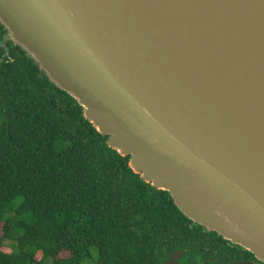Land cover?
<instances>
[{
    "label": "water",
    "instance_id": "obj_1",
    "mask_svg": "<svg viewBox=\"0 0 264 264\" xmlns=\"http://www.w3.org/2000/svg\"><path fill=\"white\" fill-rule=\"evenodd\" d=\"M0 24L135 174L264 263V0H0Z\"/></svg>",
    "mask_w": 264,
    "mask_h": 264
},
{
    "label": "trees",
    "instance_id": "obj_2",
    "mask_svg": "<svg viewBox=\"0 0 264 264\" xmlns=\"http://www.w3.org/2000/svg\"><path fill=\"white\" fill-rule=\"evenodd\" d=\"M0 231V264H197L208 242L1 24Z\"/></svg>",
    "mask_w": 264,
    "mask_h": 264
},
{
    "label": "flooded vegetation",
    "instance_id": "obj_3",
    "mask_svg": "<svg viewBox=\"0 0 264 264\" xmlns=\"http://www.w3.org/2000/svg\"><path fill=\"white\" fill-rule=\"evenodd\" d=\"M208 238L197 264H264L243 247L223 239L215 232H203Z\"/></svg>",
    "mask_w": 264,
    "mask_h": 264
},
{
    "label": "rangeland",
    "instance_id": "obj_4",
    "mask_svg": "<svg viewBox=\"0 0 264 264\" xmlns=\"http://www.w3.org/2000/svg\"><path fill=\"white\" fill-rule=\"evenodd\" d=\"M0 236H1V231H0ZM3 250H4V252H10V250L7 249V248H3ZM84 264H87V263H84ZM88 264H89V263H88Z\"/></svg>",
    "mask_w": 264,
    "mask_h": 264
}]
</instances>
